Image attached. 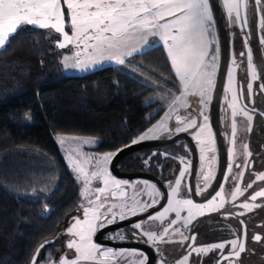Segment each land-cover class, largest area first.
I'll return each mask as SVG.
<instances>
[{
	"label": "snow or ice",
	"instance_id": "6c2138e0",
	"mask_svg": "<svg viewBox=\"0 0 264 264\" xmlns=\"http://www.w3.org/2000/svg\"><path fill=\"white\" fill-rule=\"evenodd\" d=\"M248 3L249 0H226L224 8L230 24L234 26L240 23L242 30L247 27ZM255 3L260 5L261 0H255ZM63 5H66L69 12L71 34L65 30V12L61 0H0V50L10 46L24 26L51 29L62 38L57 40L56 47L70 49L71 54H64L61 61L65 70L83 72L102 66L105 62L118 66H131L133 57L138 54L143 55L147 50L157 46L155 42L149 43V37L158 36L167 50L181 88L176 89L179 95L161 97L164 100V104L160 105L162 118L146 130H142L141 134L132 139L131 144L149 139H171L173 135L196 129L190 134L199 145L201 159L209 160L207 153H215L216 144L204 107L207 106L210 99L208 94L214 87L216 60L219 54L218 48H211L216 42V35L210 0H63ZM261 28L264 29V22L261 23ZM245 44L247 45V38ZM261 44H264V39H261ZM239 55L244 57L245 53L241 52ZM247 61L252 78H256L250 47L247 51ZM232 66H237L235 57L232 58ZM227 81L231 90L233 82L231 71L227 73ZM252 88V83H248L249 94L252 93ZM261 90H264V84L261 85ZM240 95H243V90ZM189 96L198 99L189 101ZM237 99V95L233 94L228 104L232 110L231 116L236 117L238 111L242 110L250 121L252 117L248 114L247 108L241 106L238 109ZM188 107H191L196 115L188 111L183 115L180 114L181 109ZM200 118L202 122L198 124ZM173 119L175 126L169 127L168 122ZM235 136L236 123L233 121L231 144H235ZM57 142L65 152L66 160L76 173L77 179L82 183L81 197L85 203L80 207L83 216L74 217V223L66 230L71 237L66 247L74 250L72 254L61 253L59 258H54L45 247L46 243H50L46 241L36 248L31 264H119L121 261L123 264H148L149 257L141 249H113L94 242L93 237L97 230L118 221L140 216L141 219L133 220L129 225L137 230L131 234L132 237L142 240L157 253H161L157 247L158 243L169 242L166 237L170 226L181 219L183 211L187 210L190 220L194 210L202 214L210 206L219 208L224 205L223 199L218 205L215 203L216 197L220 195V192L215 190L214 194H210L211 199L205 203H194L193 199L180 198L182 181L185 180L187 170L191 167L190 161L186 162L184 157L179 159L184 164L185 170L179 172V178L175 179L174 183L169 181L170 193L161 191L155 183L144 181L145 189L134 190L129 195L127 188L132 187L130 182L113 177L109 171L108 165L115 153L84 150L85 146L94 149L98 144L97 139L75 135L59 136ZM69 142L73 146L65 147ZM128 146L130 145H125ZM185 147L187 148V145ZM244 147L246 149L247 145ZM153 155L157 153L154 152ZM247 155L250 156L251 153ZM211 159L214 160L215 157ZM145 162L147 163L148 160L146 159ZM233 163L234 161L230 159L227 166L229 174L232 172ZM85 165L88 167L86 168ZM248 166L249 162L246 160L244 167ZM236 167L240 168L241 165L236 164ZM201 175L205 181L204 188L199 184L194 192L193 189L188 188L184 193L185 196L189 193L199 195L213 178L211 171L206 175L201 172ZM239 175L242 176L243 172ZM222 179L227 180V176H222ZM256 179L264 181V174H256ZM93 181H98L99 184L93 187ZM252 186V182H249L245 189L235 187V191L231 193L232 199L235 200L238 194ZM218 187L222 190V184H218ZM258 197H264V190L257 191L249 199L256 201ZM161 199L165 204H160ZM157 205L159 207L156 212L150 211ZM239 206L251 210L252 207L260 205L244 202ZM170 213H175V218L168 221V226H163L159 231L144 229L143 225L149 221H159L163 224V220ZM188 220L184 221V227H187ZM241 224L246 229L245 222L241 221ZM180 234L184 240L191 239L194 242L196 239L194 235L189 238L184 236L183 232ZM143 237L147 239L144 240ZM114 238L124 241L127 236L117 230ZM245 239L246 231L243 238L213 243L206 247H194L192 250L200 254L218 249L219 259L216 264H224V261L233 264L232 258L238 260L240 254L246 250ZM253 239L260 241L261 236L256 234ZM227 245L231 247L225 253L224 249ZM41 250H44V256H41ZM187 259L188 256H185L180 264H186ZM158 264H164V261L161 259Z\"/></svg>",
	"mask_w": 264,
	"mask_h": 264
},
{
	"label": "trees",
	"instance_id": "16d2710c",
	"mask_svg": "<svg viewBox=\"0 0 264 264\" xmlns=\"http://www.w3.org/2000/svg\"><path fill=\"white\" fill-rule=\"evenodd\" d=\"M261 32L252 50L255 86L264 97ZM241 33L250 47L252 32ZM58 39L54 32L24 26L0 50V264H28L44 239L66 227L82 204L81 184L66 167L55 135L92 137L98 141L94 152L115 153L155 120L147 116L158 104H145L155 91L116 67L64 75ZM132 60L174 80L159 44ZM129 162L130 155L123 157L120 171L127 172Z\"/></svg>",
	"mask_w": 264,
	"mask_h": 264
},
{
	"label": "flooded vegetation",
	"instance_id": "af4514ba",
	"mask_svg": "<svg viewBox=\"0 0 264 264\" xmlns=\"http://www.w3.org/2000/svg\"><path fill=\"white\" fill-rule=\"evenodd\" d=\"M263 4H264V0H261V4L259 5V8H255V9L253 7L249 8L250 6L248 5L246 9L248 24L247 27L244 28L243 30L245 31L250 30V32H252L249 34V39L254 42L251 45L253 47L250 46L252 55L253 53L255 55V50L253 52L252 49H255L257 34H259L262 30L264 31V29L261 28V23L263 22L262 20L264 14V12L262 14L261 5ZM258 22L260 24H258ZM248 26H250V28ZM239 30H240L239 34L242 37H244V42H245L246 36L241 33L242 32L241 24ZM241 52L242 51H238V54L235 59L237 62L241 63L242 64L241 67L245 69L244 61L246 59V56L241 57L239 55ZM233 57H235V53L233 47L231 46L230 49H228L227 63H229L230 61L232 62ZM252 66L254 68L256 67L255 57H253ZM245 81L246 79L244 76V77H240L236 83L237 84L236 95L238 97L237 106H239L240 108L241 106L246 107L248 114L251 115L252 119L250 120L248 125L244 121L236 122V136L234 137L235 144L232 145L233 151L231 155L230 152L228 151V147L225 142V133H224L225 131H227V127L225 124L226 109L223 107H221L220 109V101H219L218 131L224 149V169L222 176H227V180H223L221 177L220 182L218 184H222V190L217 185L215 191L221 193L220 194L222 196L221 199L224 200L223 207H219L210 213L201 214L199 212H194V215L190 220H188L187 211L186 210L183 211L181 213V219L177 221L175 225L170 226L169 234L166 237V239L169 242L158 243L157 247L161 250V253H157L153 247H151L147 243L142 242V240L132 237L131 234L137 230L133 229L129 225L132 223L133 220L141 219L140 216H134L131 219L124 220L121 222H116L114 224L107 225L101 229H98L95 236L93 237L94 242L104 247H110L113 249H121V248L141 249L149 257L148 264H158L159 260L161 259L164 261V264H180V262L183 260L185 256H188L186 264H216L217 259H219L218 250L197 254L192 249L194 247H206L213 243L227 242L233 239H237L238 237H241L242 233L246 231V239L244 241L246 250L240 254L238 260L236 258H232V261L234 262L233 264H244L243 258H245L246 255H248V258L252 257L250 253L248 254V251L256 250L252 247V245L256 244L257 242L256 240L253 239V236L256 234L259 235L261 234L260 236H262V234L264 233V197H258L256 201H251L249 199V197L252 194L256 193L257 191L264 190V181H260L256 179V174H264V97L260 94L257 87L255 86V84L259 82L257 71H256V78H253V80L251 81L253 88L248 102L245 100L246 99L245 96L246 94L244 93L245 85H246ZM241 90H243L242 96L240 95ZM212 97L210 100L209 116H208L211 128H212L211 125ZM186 111H188V109ZM180 112L184 114L185 111L181 110ZM188 112H192V111L189 110ZM160 115H161L160 111L155 114V120L153 122L154 124L160 118ZM193 115L196 114L193 112ZM221 117L224 118L223 123L222 120L220 121ZM171 124L175 125V119L171 120ZM192 131H196V130H192ZM212 131L216 144V152L215 153L208 152L207 156L209 157V160L207 161L201 159V154L199 152V145L186 132L173 135L171 139L164 138L163 140H158V141H146V142L143 141L137 144L130 143L129 144L130 146L128 147L134 145L152 143V142L161 143V144L155 147L141 148L130 154H127L130 155V158L132 159V162L131 163L129 162L128 166L125 167V170H127V172L120 171L121 170L120 161L118 162L117 166H118V171L120 173L125 175H130V174L144 175L142 178H132V179L118 178V179H123L124 181L130 182V185H132V187L127 188L129 195H131L134 190L145 189L146 186L144 185V181L155 183L161 191L169 192L170 190L168 187L169 181H172L174 183V180L179 178V172L185 170L184 164H182L179 159V157H184L186 162L190 161L191 167L187 170L185 180L182 181L180 198L193 199L194 203H204L208 201L209 199H211V196L205 201H202V199L206 197L208 193L213 189L218 177L219 166H220L219 149L217 146L216 137L213 128ZM178 135H185L189 139V141L186 138H180L172 142L171 140ZM185 145H187V148L185 147ZM245 145H247L246 149L244 147ZM117 152H115V154ZM154 152L157 153V155H153ZM247 153H251V155L249 156L247 155ZM162 154H170V155L166 156ZM213 156L215 157L214 160L211 159ZM113 158L111 159V161L113 160ZM146 159L148 160L147 163L145 162ZM230 159L233 160L234 163L232 165V172L229 174L227 172V166ZM246 160L249 162L248 167H244ZM132 163L134 164L136 163V166L134 164L132 165ZM236 164L241 165V167L237 168ZM133 167H136L138 169H136L135 172L129 171ZM209 171L212 172L213 178L208 182V186L199 195L189 193L187 196H185L184 193L187 191L188 188L193 189V192L198 184L200 185L201 188H204L205 181L203 179V176L201 175V172H203V174L206 175ZM241 172H243L242 176L239 175V173ZM134 179H138L140 181L132 182V181H136ZM249 182H252L253 186L251 188H247L241 194H238L236 199L233 200L231 193L235 191V187L245 189V186ZM148 191H150V189H148ZM223 195H225L224 198ZM244 202H248L250 205H260V206L252 207L251 210L242 212L243 208L240 207L239 205H241ZM160 204H165V201L161 199ZM158 207L159 205H157L156 208L150 209V211L156 212ZM78 211L79 209L75 211L74 215L77 214ZM174 218H175V213H170L163 220V224H161L159 221H149L145 223L143 227L148 231H159L163 226H168V221ZM185 220H188L187 227H184ZM241 221L245 222L246 229L244 228V225L241 224ZM119 225H122V227L112 229ZM69 227L70 225L68 223L66 227L62 228L61 230H58L55 234L45 238L44 241L42 242V243H45L46 241L50 242V243H46L45 247L52 257L59 258L61 253H68V254L73 253L74 250L67 249L66 247L67 241L71 239V237L68 235L66 231ZM175 229H180V231H174ZM117 230H120L121 234L126 235L127 239L121 241L118 238H114ZM180 232H183V235L189 238L194 235L196 237L195 241L193 242L191 239L184 240ZM143 239L146 240L147 238L143 237ZM230 247H231L230 245L226 246V248L224 249L225 253L229 251ZM44 255H45L44 250H41V256ZM259 257L264 258V256L261 254L259 255ZM31 259L28 264H31ZM225 262L226 261H224V263ZM119 264H123V262L121 261L119 262Z\"/></svg>",
	"mask_w": 264,
	"mask_h": 264
},
{
	"label": "rangeland",
	"instance_id": "374dc122",
	"mask_svg": "<svg viewBox=\"0 0 264 264\" xmlns=\"http://www.w3.org/2000/svg\"><path fill=\"white\" fill-rule=\"evenodd\" d=\"M216 2L218 4L219 14H220V16L222 18L223 27H224V29H225V31L227 33L228 49H230L231 46L233 47L234 53H235V58H236V56L238 54V51L244 52L245 56H246V59L244 61L245 69L241 67L242 64L239 63V62H237V66L236 67L232 66V62L231 61L229 63H227L225 79H224L222 92H221V97H220V109H221V107L226 109L225 110V117H226V119H225L226 123L225 124H226V127H227V131L224 132L225 133V142H226V145L228 147V151L230 153H232V151H233L232 145L233 144L230 143V138H232V123H233V121H235V123L238 122V121H244V122H246L247 125L249 124L250 121L243 114L242 110L238 111V114L236 115V117L233 118L231 116V111L232 110H231V108L228 107V104L231 102L232 95L236 94V89H237V84L236 83H237V80L240 77H244V76H245V79H246V81H245L246 85H245V90H244V93L246 94L245 95L246 96L245 100L248 102V100L250 99L249 97L251 96V94H249V92H248L247 84L251 83L253 78L251 76L250 69L248 67V61H247V51H248L249 46H248V44L247 45L245 44L244 37H242L239 34L240 33L239 32L240 31L239 30L240 29V23H237L234 26L232 24H230L229 18L227 17L226 9L224 8V4H225L226 0H216ZM248 5L250 6L249 8H252V7L254 9L255 8H259V5H257L255 3V0H249ZM258 24H260V23L258 22ZM215 35H216V42L211 45V48H213V49L218 48L219 49V43H218V37H217V33H216V28H215ZM238 35H240V36H238ZM152 42H155L156 44H160V42H162V41L159 40L158 36H152V37H149V43H152ZM64 54H71L70 53V49H67V48L66 49H61V51H60V62L62 61V57H63ZM165 55H166L167 60H168V62L170 64L172 73L174 75V80H172V81L171 80H167V79H165L163 77L155 75L153 72L147 70L146 68H144L140 64L136 63L135 61H133V65H131V66H118V65L114 66V67L118 68L121 72L130 75L131 77H133L136 80L140 81L144 85L151 87L155 91L154 95L150 99H147L145 101L146 105L147 104H153V103H157L158 104V106L155 109L151 110L148 113L147 117H150V118L154 117L155 114L160 111V105L164 104V100L161 99L162 96L169 97V96H171L173 94L174 95H179V92H177L176 89L177 88H181V85L179 83L178 78L175 77V71L172 68V65H171V62H170V58L168 57L166 48H165ZM108 64H110V63L105 62L102 66H97L93 70L83 71V72L79 71V70H67L66 71L63 64H62V68H63V73L66 76H80V75H85L87 73H90V72H93L95 70L101 69V68L106 67V66H111V65H108ZM135 66H139V67L137 68ZM218 67H219V54H218V58L216 60V75L214 77V87H215V82H216V78H217ZM121 69H123V71ZM229 71H231V73H232V81H233L231 90H229V85H228V81H227V73ZM214 87L209 92L208 96L210 97V99H209V102H208L207 106L204 107V111L207 113L208 116H209L210 100H211V97L213 95ZM196 99H198V97H193V96H189L188 97L189 101L196 100ZM197 107H200V105H197ZM237 107H238V109H240L239 106H237ZM187 109H188V111L191 110L192 112H194L191 107H188ZM187 109H181V110L186 111ZM165 111H167V106L166 105H165ZM180 114L182 115L183 113L180 112ZM162 116H163V113H161L159 119H161ZM159 119L156 121V123L159 121ZM221 120H222V123H223L224 118L221 117L220 121ZM199 121L202 122V118H200ZM199 121H198V124L200 123ZM168 123H169V127H174L175 126V125L171 124V121H169ZM192 130H196V129H190L186 133L193 138V136L190 133H194L195 131H192ZM59 136H68V137H71V136H69V135H60V134L59 135H55L54 136V141H55V143H56V145H57V147H58V149L60 151V154H61V156H62V158L64 160V163H65L66 167L73 174L75 179L81 184V191H82V183L77 179L76 173L73 171L72 167L69 165L68 161L66 160L65 152L62 150L61 146L57 142V138ZM163 139L164 138L149 139V140H146V141H158V140H163ZM72 146H73V144L71 142H69L67 145H65V147H72ZM84 150L88 151V152H93L94 151L93 148H88L87 146H85ZM85 167L87 168L88 166L85 165ZM108 167H109V165H108ZM121 180H123V179H121ZM134 180H136V181H132V182L140 181L138 179H134ZM98 184H99L98 181H93V185L92 186L96 187ZM99 186H102V185H99ZM81 191H80V195H81ZM169 193H170V190H169ZM224 197H225V195H223V198ZM221 198H222L221 195L216 197L215 203L217 205L219 204ZM82 200H83V198H82ZM82 203H85V201L83 200ZM216 209L217 208H213V207L210 206V208L205 209L203 213H210V212H212V211H214ZM242 210H243L242 212L249 211V210H246L244 208ZM194 212H196V211L194 210ZM82 216H83V211H82L81 207H79L78 213L73 215L70 218L69 225L71 226L74 223V219H73L74 217H81L82 218ZM118 222H121V221H118ZM252 247L254 249H256V250L248 251V254L250 253L252 255V257H250L251 259L248 258V255H246V257L243 258V263L244 264H253V263L254 264H264V258H260L259 257L260 254L264 256V233L262 234L260 241H257L256 244L252 245ZM217 250H210V251H217ZM224 264H229V262L226 261Z\"/></svg>",
	"mask_w": 264,
	"mask_h": 264
},
{
	"label": "water",
	"instance_id": "95a60500",
	"mask_svg": "<svg viewBox=\"0 0 264 264\" xmlns=\"http://www.w3.org/2000/svg\"><path fill=\"white\" fill-rule=\"evenodd\" d=\"M211 5L213 7V12H214V18H215V28H216V33L218 37V43H219V67H218V73H217V78L215 82V87L213 91V97H212V102H211V125L215 133L216 137V142L217 146L219 149V158H220V166H219V172H218V177L216 180V183L213 187V189L208 193L206 197L202 199V201L207 200L211 195L214 193V190L216 189V186L220 182V179L223 174V169H224V149L223 145L220 139L219 131H218V107H219V101L221 97V92H222V87L225 79V74H226V69H227V61H228V37L227 33L223 27L222 24V18L219 14V8L216 0H210ZM180 138H186L188 141L189 139L185 135H178L174 137L171 141H176ZM161 143H146V144H141V145H134L125 149H122L118 151L115 155L113 160L110 163L109 170L111 174L117 178H126V179H132V178H142L144 175H139V174H130V175H125L122 174L118 171V162L121 160L122 157H124L127 154H130L138 149L141 148H146V147H155ZM164 144V143H163ZM192 146V145H191ZM122 225H119L117 227H114L112 229L116 228H121ZM111 229V230H112ZM244 233H242L241 238H243ZM235 258V257H233Z\"/></svg>",
	"mask_w": 264,
	"mask_h": 264
},
{
	"label": "crops",
	"instance_id": "0c3cea01",
	"mask_svg": "<svg viewBox=\"0 0 264 264\" xmlns=\"http://www.w3.org/2000/svg\"><path fill=\"white\" fill-rule=\"evenodd\" d=\"M61 2H62V6H63V9H64V12H65V25H66V27H65V30L66 31H68L69 32V34H71V30H70V17H69V12H68V9H67V7H66V5H63V0H61ZM33 27V26H32ZM37 28V27H36ZM45 30H47V31H50V32H54L55 33V31L54 30H51V29H45ZM58 37H59V34H57V33H55ZM59 39H62L61 37H59ZM159 45H161L162 46V48L164 49V52H165V48H164V45H163V42H160V44ZM59 49V48H58ZM68 49V48H67ZM60 51H61V49H59ZM108 65H111V66H115V64L114 63H110V64H108Z\"/></svg>",
	"mask_w": 264,
	"mask_h": 264
}]
</instances>
